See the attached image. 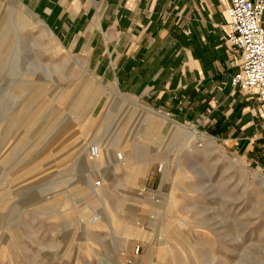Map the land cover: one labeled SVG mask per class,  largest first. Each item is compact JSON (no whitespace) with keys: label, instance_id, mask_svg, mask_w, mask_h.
I'll list each match as a JSON object with an SVG mask.
<instances>
[{"label":"rangeland","instance_id":"obj_1","mask_svg":"<svg viewBox=\"0 0 264 264\" xmlns=\"http://www.w3.org/2000/svg\"><path fill=\"white\" fill-rule=\"evenodd\" d=\"M57 1L0 0V264H264V164L128 90L114 20Z\"/></svg>","mask_w":264,"mask_h":264},{"label":"crops","instance_id":"obj_2","mask_svg":"<svg viewBox=\"0 0 264 264\" xmlns=\"http://www.w3.org/2000/svg\"><path fill=\"white\" fill-rule=\"evenodd\" d=\"M63 5L71 21L97 16L101 29L108 17L114 20L110 65L128 75V90L197 120L264 164V101L230 86L241 54L225 41L229 0H60Z\"/></svg>","mask_w":264,"mask_h":264},{"label":"built area","instance_id":"obj_3","mask_svg":"<svg viewBox=\"0 0 264 264\" xmlns=\"http://www.w3.org/2000/svg\"><path fill=\"white\" fill-rule=\"evenodd\" d=\"M263 12L264 0H229L225 36L241 54L240 69L230 81L232 93L253 92L260 101H264ZM86 156L90 161L97 159L98 146L90 145Z\"/></svg>","mask_w":264,"mask_h":264},{"label":"bare ground","instance_id":"obj_4","mask_svg":"<svg viewBox=\"0 0 264 264\" xmlns=\"http://www.w3.org/2000/svg\"><path fill=\"white\" fill-rule=\"evenodd\" d=\"M83 146L86 144L82 143ZM96 146L99 148V156L97 159L92 160V161H86L83 160L81 157V162L83 163L84 166H86L89 170L93 172H99L100 170L104 171L105 173H113V172H118L120 171V167L125 165L127 162V158L123 159L122 153L120 154V157L117 155L113 156L111 152V148L108 145L106 149L102 148L100 144L96 143ZM84 156V154H83ZM130 163V161H129ZM128 164V163H127Z\"/></svg>","mask_w":264,"mask_h":264}]
</instances>
